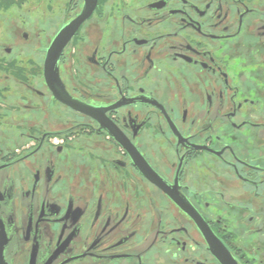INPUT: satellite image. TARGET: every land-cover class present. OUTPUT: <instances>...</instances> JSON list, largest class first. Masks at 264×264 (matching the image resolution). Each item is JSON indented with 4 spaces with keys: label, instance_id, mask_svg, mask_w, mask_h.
I'll list each match as a JSON object with an SVG mask.
<instances>
[{
    "label": "flooded vegetation",
    "instance_id": "1",
    "mask_svg": "<svg viewBox=\"0 0 264 264\" xmlns=\"http://www.w3.org/2000/svg\"><path fill=\"white\" fill-rule=\"evenodd\" d=\"M55 1L0 17V264H264V0H97L57 65Z\"/></svg>",
    "mask_w": 264,
    "mask_h": 264
},
{
    "label": "rangeland",
    "instance_id": "2",
    "mask_svg": "<svg viewBox=\"0 0 264 264\" xmlns=\"http://www.w3.org/2000/svg\"><path fill=\"white\" fill-rule=\"evenodd\" d=\"M50 1L52 0H5L4 4L0 2V17L8 23L27 24L24 29L28 31H30L29 27L35 23L36 17L41 26L38 29V36L40 38H48L50 35L52 36V32L54 31L45 29L47 19L50 15H62L64 7L63 1H60L58 4L55 1L52 8L49 4Z\"/></svg>",
    "mask_w": 264,
    "mask_h": 264
},
{
    "label": "water",
    "instance_id": "3",
    "mask_svg": "<svg viewBox=\"0 0 264 264\" xmlns=\"http://www.w3.org/2000/svg\"><path fill=\"white\" fill-rule=\"evenodd\" d=\"M96 5L97 0H93L90 4H87L86 10L73 23L62 29L49 50V54L55 55V58L50 62H53L55 65L58 64L62 50L69 43L80 25L92 14Z\"/></svg>",
    "mask_w": 264,
    "mask_h": 264
}]
</instances>
